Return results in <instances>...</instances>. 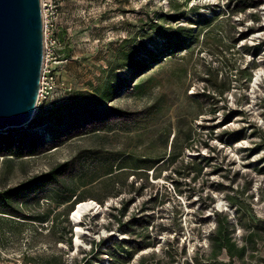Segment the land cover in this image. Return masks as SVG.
<instances>
[{
  "label": "rangeland",
  "instance_id": "1",
  "mask_svg": "<svg viewBox=\"0 0 264 264\" xmlns=\"http://www.w3.org/2000/svg\"><path fill=\"white\" fill-rule=\"evenodd\" d=\"M251 1L54 0L51 62L61 85L53 98L36 103L31 121L0 130L12 132L25 151L30 143L36 148L24 157L0 155V190L79 158L58 183L14 201L22 216L0 212V264H264V49L253 51L264 41V0ZM194 11L210 21L190 20ZM175 12L184 15L169 18ZM154 20L191 26L195 37L130 76L128 85L148 79L141 88L126 87L106 104L127 113L80 107L62 123H46L43 114L63 109L78 92L102 91L114 70L129 77L120 67L123 51L131 43L142 48L144 40L152 48L146 32ZM231 110L237 111L224 122ZM239 128L245 136L231 143L226 133ZM98 155L108 156L112 173L102 175L107 167L97 166ZM156 159L151 169L143 167ZM75 195L97 202L81 216L78 245ZM214 210L228 219L237 245L250 229L255 233L240 258L225 250L214 255ZM125 238L151 245L124 263L111 262L102 242Z\"/></svg>",
  "mask_w": 264,
  "mask_h": 264
},
{
  "label": "trees",
  "instance_id": "2",
  "mask_svg": "<svg viewBox=\"0 0 264 264\" xmlns=\"http://www.w3.org/2000/svg\"><path fill=\"white\" fill-rule=\"evenodd\" d=\"M238 0H231L232 6ZM260 3L259 0H252L250 6H257ZM198 5L191 7V9H197ZM184 14L183 12H175L168 14L169 18L173 20L179 19L178 17H182ZM196 18V19H195ZM195 21V23L201 25L207 21H210V18L206 17L204 14L194 11V18L190 19ZM150 32H146V35L149 37L150 42L153 41V47L148 48V41L144 40L142 42V48L136 49L134 44H130L127 49L123 51V55L125 57L124 63L120 65L125 70H130L129 77L120 73L118 74L116 70L115 77L108 81L107 85L102 91H80L72 98L70 103H67L66 107L63 109H53L50 112L43 114V119L47 120L46 123L50 121H57L58 123H62L66 120L67 116L72 114L74 109L77 108H98L104 106L106 112L112 115H123L127 113L124 109L119 108L117 106L106 105L107 102L111 101L113 97L117 94L121 93L124 88L137 89L141 88L144 83L148 79H141L135 82L133 85H128V79L131 78L130 76L137 74L138 72H143L149 69L153 64L158 63L163 57L172 56L173 54L178 53L181 49H183L189 41L195 37L193 28L191 26H173L172 24L168 25H159L157 21H152ZM151 33V34H150ZM264 49V41L257 42L256 45L253 47V51L258 52L259 49ZM138 54H141L139 56ZM237 110H231L227 112L225 117L223 118L224 122L230 121V118L235 115ZM242 128L236 129V131H231L226 133L229 141L231 143L237 142V140L242 139L245 134ZM179 135L174 134L169 145L170 149H173V153L175 151V147L177 144V139ZM188 137H186L187 140ZM36 151L35 144L30 143L29 148L27 151L24 150L21 140L15 145L13 142V133L7 132L0 134V155H11L17 157H24L26 154H35ZM27 152V153H26ZM170 156V155H169ZM79 158V156H74L71 159L64 160L61 162H57L54 166L49 168V170L42 171L40 174L33 175L31 177L26 178L24 181H21L15 185H11L8 188L0 190V212L4 214H8L19 217L22 216L21 211L15 206V200L26 196L27 193L31 192L34 189L42 188V186H46L51 183H58L59 177L63 176L66 172L72 169L74 162ZM107 155H98L96 164L99 167H107L106 172L102 175H107L112 173V165L109 160H107ZM146 161L143 159V162ZM148 161V160H147ZM159 160L156 159L150 160L147 164H144L143 167L151 169L153 165L158 162ZM122 166H119L121 169ZM117 195L116 193H114ZM65 201L70 199L69 195L64 194ZM77 202L75 208L71 211L76 209L77 205L81 204L83 201H90L91 199H87L84 196L80 198L77 195L73 196ZM94 201V200H93ZM103 201V200H101ZM75 202V203H76ZM95 202V201H94ZM126 203L123 205V209L126 207ZM112 209H116V206L112 205ZM216 214L215 217V224L211 231L209 232V245L214 253V255H218L223 250L227 252L230 258L237 257L240 258L245 253L246 249L249 245H254V235L255 233L250 229L248 234L245 237L243 243L237 245L231 237V229L229 225V221L227 218H220V214L217 213L216 210L213 211ZM27 218L30 219H39V220H46V216H38V215H27ZM68 218V217H67ZM130 222L135 225H141V221L138 217L131 218ZM70 232V228H69ZM66 241L70 240V238L65 239ZM107 243V244H106ZM151 245V242L146 240H134V239H120L116 240L113 239L112 241H103L102 246L107 252L108 257H110L111 262L116 258H121L123 263L126 260L132 258L133 254L146 248ZM96 247V244L92 246V249ZM101 252V251H100ZM142 260L140 259V262ZM140 262L138 264H140ZM110 263V262H109ZM108 263V264H109ZM196 263L202 264L198 262L196 259ZM78 264H91L90 262L84 261L83 263ZM122 264V263H121Z\"/></svg>",
  "mask_w": 264,
  "mask_h": 264
},
{
  "label": "water",
  "instance_id": "3",
  "mask_svg": "<svg viewBox=\"0 0 264 264\" xmlns=\"http://www.w3.org/2000/svg\"><path fill=\"white\" fill-rule=\"evenodd\" d=\"M40 0H0V130L31 121L43 63Z\"/></svg>",
  "mask_w": 264,
  "mask_h": 264
},
{
  "label": "built area",
  "instance_id": "4",
  "mask_svg": "<svg viewBox=\"0 0 264 264\" xmlns=\"http://www.w3.org/2000/svg\"><path fill=\"white\" fill-rule=\"evenodd\" d=\"M42 5V34L44 38L43 44V63L41 68V77L39 83V91L37 96V102L40 100L51 99L57 94L59 86L58 77L52 71L51 58H53L52 48H54L57 39L53 37V25L54 13L56 11V3L54 0H40ZM61 85V84H60ZM36 102V103H37Z\"/></svg>",
  "mask_w": 264,
  "mask_h": 264
},
{
  "label": "bare ground",
  "instance_id": "5",
  "mask_svg": "<svg viewBox=\"0 0 264 264\" xmlns=\"http://www.w3.org/2000/svg\"><path fill=\"white\" fill-rule=\"evenodd\" d=\"M96 207H97V202H94L93 200L83 201L73 211V213L71 215V219H73L75 221V223L77 224V228H76L77 237L75 239L77 245L79 244V237L81 234L80 232H82V229L79 226V221L81 219V216L88 213L89 211H91L92 209H94Z\"/></svg>",
  "mask_w": 264,
  "mask_h": 264
}]
</instances>
